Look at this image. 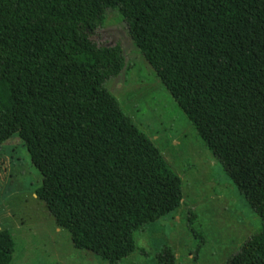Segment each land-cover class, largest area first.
Here are the masks:
<instances>
[{
    "label": "trees",
    "instance_id": "trees-1",
    "mask_svg": "<svg viewBox=\"0 0 264 264\" xmlns=\"http://www.w3.org/2000/svg\"><path fill=\"white\" fill-rule=\"evenodd\" d=\"M107 7L260 217L226 264H264V0H0V146L18 134L57 226L111 264L180 205L181 178L104 85L124 65L90 38ZM14 248L0 230V264ZM155 257L175 264L169 245Z\"/></svg>",
    "mask_w": 264,
    "mask_h": 264
},
{
    "label": "rangeland",
    "instance_id": "rangeland-1",
    "mask_svg": "<svg viewBox=\"0 0 264 264\" xmlns=\"http://www.w3.org/2000/svg\"><path fill=\"white\" fill-rule=\"evenodd\" d=\"M90 38L121 46L123 68L104 85L181 178L180 205L136 229L135 250L113 264H159L155 255L163 245L171 246L175 264H226L258 230L260 217L155 74L115 8L104 10ZM41 184L23 140L12 134L0 146V230H8L15 243L9 264H111L74 247L69 231L57 226L36 196ZM188 210L195 214L192 223Z\"/></svg>",
    "mask_w": 264,
    "mask_h": 264
}]
</instances>
